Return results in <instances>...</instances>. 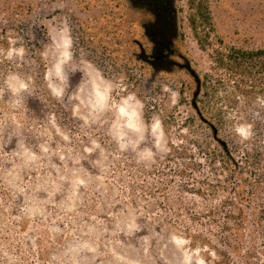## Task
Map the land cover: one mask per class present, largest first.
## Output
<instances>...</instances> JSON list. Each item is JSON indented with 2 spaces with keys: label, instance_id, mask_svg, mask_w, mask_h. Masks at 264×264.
Returning <instances> with one entry per match:
<instances>
[{
  "label": "rangeland",
  "instance_id": "rangeland-1",
  "mask_svg": "<svg viewBox=\"0 0 264 264\" xmlns=\"http://www.w3.org/2000/svg\"><path fill=\"white\" fill-rule=\"evenodd\" d=\"M173 4L178 66L156 71L141 58L152 49L143 23L153 16L128 0H0V50L23 49L12 59L0 54V264H184L185 251L190 264H217L222 250L229 255L222 264H245L237 254L248 242L249 262L264 263V229L254 242L247 230L264 226L254 223L264 212V70L245 76L213 59L230 45L264 49V0ZM64 29L70 44L63 80L46 78L61 61ZM95 73L112 83L114 100L134 94L142 102L146 130L135 149L127 144L135 133L114 137L111 109L89 115L76 99ZM10 75L28 88L13 94ZM205 75L213 84L222 80L221 120L210 112L213 103L207 106ZM50 79L63 88L60 97ZM196 94L232 161L199 123ZM156 120L161 144L151 131ZM238 124L251 126L247 140L235 134ZM146 149L151 156L141 159ZM225 199L234 202L225 211L236 215L240 206L251 220L241 227L238 252L222 242V226L233 222L218 210ZM173 236L187 243L178 247Z\"/></svg>",
  "mask_w": 264,
  "mask_h": 264
},
{
  "label": "trees",
  "instance_id": "trees-1",
  "mask_svg": "<svg viewBox=\"0 0 264 264\" xmlns=\"http://www.w3.org/2000/svg\"><path fill=\"white\" fill-rule=\"evenodd\" d=\"M128 3L133 9H141L147 11L153 16L152 19L147 20L143 23L144 33L147 36L148 40L151 42L152 49L150 54L141 58L143 60H146L152 67V69L156 71H172L176 66H178L177 61H175L172 56V41L178 34L176 9L174 7L173 0H128ZM204 9L205 12L203 18L211 27V18L207 7L205 6ZM259 58H264V49L245 50L241 48H235L232 45L228 46L227 52L223 53L222 51H216L215 57H213L214 62L218 67L228 69L229 71H233L235 73L241 72L245 76H252L255 72L258 73L264 70V59H262V63L255 67L257 63L254 64L253 60H258ZM246 63L250 64L247 65ZM207 78H209V76L205 75V80L202 82L203 93L208 100L207 106L210 105V103H213V107H211L210 112L211 114L213 113V117L215 119L221 120L222 118L220 116V113L222 109L217 105L218 100L221 98L218 95L217 91L219 90V86L223 85L222 80L219 78L217 79V84H213L208 80L206 81ZM243 91L244 90H241V92ZM196 98L197 94L194 96L193 107L197 114L199 123H205L209 126L211 130V136L221 146L226 160L232 161L233 159L231 157V151L227 145V142L224 139L218 137L217 127L209 121L211 119L208 118L205 114V105L198 106L196 104ZM260 159V157L256 156L254 164L259 163ZM198 192L199 191H197L196 193ZM198 194L204 197V195L200 193ZM205 195L207 196L208 194ZM236 195L237 194L235 193V197ZM233 204L234 202L232 199L222 200L219 204L218 210L222 212L223 217L233 220L231 226L227 224L222 226L225 230H228V235L222 238V242L227 248L238 252L241 245L244 244L243 240L245 239V234L243 233L244 230L241 231V227L245 229L243 227L244 224H251V220L245 213H243V208L240 206L236 207V215L231 213L229 210L225 211L226 205L232 206ZM251 215L253 216V214ZM211 220L216 223L214 218H212ZM263 221L264 212L256 215V218L254 220L255 224H260ZM263 229V225H261V227L257 229H247L251 234L250 239L252 242L255 241V237H257L259 234H262ZM247 248L249 250L244 251L243 254L238 253L237 255L240 257L243 263L251 264L249 260L250 257L253 256L254 252L250 249L254 248V246L251 244V242H248ZM219 255H221L222 260H218L215 263L222 264L224 258L229 260V255L224 250L220 251Z\"/></svg>",
  "mask_w": 264,
  "mask_h": 264
},
{
  "label": "clouds",
  "instance_id": "clouds-1",
  "mask_svg": "<svg viewBox=\"0 0 264 264\" xmlns=\"http://www.w3.org/2000/svg\"><path fill=\"white\" fill-rule=\"evenodd\" d=\"M69 44L70 41L67 37V29H64L62 43L59 46L62 48L61 61L54 65L53 69L48 73V77L46 78L55 77L61 81L63 80L61 63H63V60L69 55L67 51ZM0 54H4L8 59H12L14 55L21 56L23 54V49L10 47L6 53L3 52V50H0ZM6 84L13 94H19L28 88V83L16 75H10L6 80ZM48 87L51 89L52 94L56 97H60L63 93V88L51 79L49 80ZM112 90L113 85L110 81L104 80L99 73H95L94 75L90 74V89L87 91L84 98L77 96L76 99L80 101L81 105L85 106L89 110V115L105 109H111L116 117L112 126L114 137L119 142L123 141L125 136L128 134L125 129L135 133L136 140L133 141L129 139L127 142L128 145H131L132 148L135 149L137 144L144 139V133L146 130L142 119L143 104L134 94L121 97L119 101H116L111 95ZM164 90L168 91L167 87H165ZM84 119L86 120L87 118L84 117ZM151 131L152 134L156 136L157 144H161L163 134L158 120L154 121L152 124ZM234 132L241 140H247L252 135L251 126L248 124L236 125L234 127ZM120 147L125 148L127 145L121 142ZM139 156L141 159H144L150 157L151 153L146 149L143 152H140ZM172 241L178 247H182L187 243V241L178 236H173ZM191 258V254L185 251L184 264H190ZM197 264H203V261L200 260Z\"/></svg>",
  "mask_w": 264,
  "mask_h": 264
}]
</instances>
